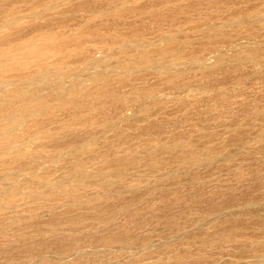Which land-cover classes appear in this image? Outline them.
Wrapping results in <instances>:
<instances>
[{
    "label": "rangeland",
    "instance_id": "rangeland-1",
    "mask_svg": "<svg viewBox=\"0 0 264 264\" xmlns=\"http://www.w3.org/2000/svg\"><path fill=\"white\" fill-rule=\"evenodd\" d=\"M197 2L204 0H0V83L3 85L0 84V264H215V251L224 244L231 245L234 251L250 245L227 233L232 227L228 218L223 219L221 231L214 227L217 224L210 222L221 210L215 206L216 201L199 202L181 216L163 218L155 216L153 208L141 205L154 197L175 201L185 194L172 199L165 192L145 191L141 189L142 177L137 176L133 179L104 176L103 181L91 184L71 176L74 174L72 165L80 167L81 161L83 165H98L116 160L120 153H126L123 166L125 163L132 165L139 155L125 150H131L139 142L157 145L160 140L147 135V130L175 122L176 116L181 115L182 109L177 107L193 95L187 93L193 87L187 81L179 86L188 98L180 99L183 96L174 94V99L164 103H168L167 108L154 102L140 118H133L135 113L129 111L130 120L124 119L116 125V116L126 105L163 91L157 86L146 89L140 85L135 89L133 85L122 86L114 81H103L96 86L86 80L95 70L110 64L100 59V53L111 50L113 54L123 41L152 36H158L159 40L168 34L182 35L188 27H200L195 21L181 23L182 8ZM201 6L215 14L214 18L224 19L230 13L253 18L264 8V0H217L201 3ZM257 22L264 28V22L259 20L251 27H259ZM240 36L234 39L237 42L245 40V35ZM250 37L247 35L246 40L259 39V36ZM234 39L232 44L236 43ZM129 54L120 59L128 68L136 61L134 53ZM163 63L157 66L164 67ZM82 80L85 82L80 87L78 82ZM199 90L194 96L202 97L204 93ZM167 91L175 92V89ZM229 103L238 107L244 102L240 98H230ZM209 120L214 118L209 117ZM186 123L189 122L185 121L182 126H187ZM107 128L110 133L117 134L113 141L106 140L102 134ZM163 130V137L168 136L167 129ZM91 139L93 144L86 145ZM80 147L85 148V153L78 158L79 162L72 164L74 157L81 153L74 148ZM63 150L71 156L66 155V161L59 163L58 157ZM238 187L240 190L248 188ZM9 192L14 196H9ZM227 195L225 198L229 197ZM138 198L142 199L140 203ZM233 206L226 203L222 210ZM49 210L53 211L47 215ZM39 213L43 215L41 219ZM198 233L204 235L202 247H213L214 252L199 254L194 250ZM171 236L175 238L170 240ZM124 247L134 250L133 254ZM256 255L264 256V253Z\"/></svg>",
    "mask_w": 264,
    "mask_h": 264
},
{
    "label": "bare ground",
    "instance_id": "bare-ground-1",
    "mask_svg": "<svg viewBox=\"0 0 264 264\" xmlns=\"http://www.w3.org/2000/svg\"><path fill=\"white\" fill-rule=\"evenodd\" d=\"M216 1L217 0H204V2H197V4L189 3L185 8H182L181 23L188 20L195 21L200 25V27H188L184 29L186 31L183 32L182 35L168 34V36L160 38L159 40L158 36H152L139 40H131V43L129 41H123L119 43L118 48L113 51V54L110 53L111 50H104V52L100 53V59L108 60L110 64L103 67L104 69L95 70V74L92 75L89 80H86L87 82L92 81L96 86L103 81H114L115 84H122V86L133 85L132 87H135V89L140 85L146 89L152 86L161 88L163 91L162 94L160 91L159 93L144 95L145 97L141 98L137 103L135 102L131 106L126 105L116 116L117 120L114 123L116 125L122 123L124 119L130 120L132 115L130 118L128 117L129 111H131L130 114H133V112L135 113L133 118H140L143 116L145 110L149 108L150 104L154 102H159L163 107L167 108L168 106L166 105L168 103H164L167 100L174 99V94L183 96L181 98L179 97L180 99L184 97L188 98V95L185 94L186 91L182 92L183 89L179 85L184 81L190 83L193 87H191L187 93H193V95L189 96L191 97L189 100L181 103V105L177 107L182 109V112L181 115L176 116V121H170V123H165L163 126L153 127L147 130V135L157 138L160 142L157 143V145L139 142L136 143L131 150H125L131 153L134 151L139 156H137L135 163H132V165L125 163L124 166L123 162L125 161L126 153H120L119 157H116V160H106L98 165L89 163L83 165L82 161H78V158L85 153L83 152L85 149L83 148L85 147L84 145L80 148H74V150H76L75 152L80 153L81 150V153L79 156L74 157L73 162L70 161L72 164L79 162L82 165L80 167L73 166L72 164L69 165L73 167L72 170L74 174L71 175L72 178L79 181L82 180L86 184L103 181L105 178L104 176L115 178L127 177L129 179H133L137 176L142 177L143 186L141 189L145 191L150 190L161 194L165 192L167 196H171L170 198L172 199L180 194H185L184 198L176 199L175 201H168L167 199L165 201L161 197H154L141 205L146 208H153L156 211L154 215L163 218L181 216L188 208H195L196 205H199V202L216 201L217 204L215 206L219 207L221 210L216 212L217 214L214 216V221L212 220L210 222L217 224L214 227L217 228V231H221V225L225 222L223 219L228 218L232 227L229 229L230 232L227 233L240 240L244 239L245 242L250 245L241 247L242 249H238L239 251H234L236 249H233L231 245L224 244V246L219 247L217 251H215L217 254V258L214 261L215 264H263L264 259L262 257L264 256L256 255V257L255 254L264 253V28L260 27L262 25L259 22H257L259 25H256L259 27L252 28L251 26L258 20L264 22V8L259 11L258 15H254L255 17L253 18L247 15L236 14L234 16L231 13L224 19L221 17L214 18L215 14L210 13L208 9L201 6V3H214ZM24 15L21 18H23ZM25 16L27 17V15ZM225 30L227 34L224 35ZM240 35H245V40L242 39V41L240 39L241 42H239L240 40L237 42L236 36L239 38ZM247 35H249V37L259 36V39L253 38L252 40H246L248 38H246ZM260 37L262 39H260ZM233 39L236 42H234L235 44H232ZM74 41L75 39H73V42ZM129 53H134L133 58L136 59V61L132 62L130 68L120 62V59L127 57ZM159 62H164V67L161 68L157 66ZM39 76L40 75H38V77ZM30 79H32V77ZM30 79L26 80L29 81ZM84 82L83 80L78 82L79 86L80 84H84ZM0 84L2 85V83ZM8 84L15 85L11 82H8ZM42 87L45 86L43 85ZM226 88L227 90L225 91ZM169 89H175V92L167 91ZM199 89L204 93L202 97L194 96V93L197 94L198 91L200 92ZM20 94L19 96H21ZM29 96H31V94ZM10 97L11 96H8L9 99ZM28 97L26 96V98ZM230 98H240L244 103L238 107H234V105L229 103ZM19 100L21 101V99ZM25 100L26 99H24V102ZM28 102L29 101H27V103ZM209 117H213L214 120L210 121ZM185 121L189 123H186L187 126L183 127L182 125L185 124ZM163 129H167L168 136L166 135L163 137ZM102 134H104L106 140L110 141H113L117 135L116 132L110 133V128H107ZM20 135L22 138V134ZM91 141L92 139L89 140V143H86V145L93 144V141L92 143ZM97 141H99V139H97ZM13 145L14 143L11 144V146ZM11 146L9 145V147ZM20 147H22V145ZM20 150L22 149L20 148L19 151ZM66 155L71 156L69 152H64L59 155V163L66 161ZM10 185L12 186V184ZM240 185L248 188L240 190V187H238ZM38 194L40 193L38 192ZM42 194H44L43 190ZM11 195L13 194L9 196ZM226 195L230 198H225ZM4 198L5 197H3V199ZM3 199L1 200L3 201ZM141 201L142 199H137L138 203ZM20 203L21 202H19L18 205H20ZM226 203L234 206L230 209L222 210ZM0 205L2 204L0 203ZM64 205L63 208H65ZM51 211L53 210L46 211V214L47 212L51 213ZM39 215L40 213L38 216ZM42 216H39V219H41ZM198 226L200 227V224ZM2 227L3 226H1V228ZM198 234L199 240H197L194 250L199 254L214 252L215 249L213 247H202L201 240L204 235ZM173 236H171L172 238H170V240L175 238ZM35 240L37 241V239ZM17 243L19 244V242ZM157 244H155V246ZM124 249L122 248V251ZM126 249L128 252L132 251L127 247ZM108 250L107 248V251ZM88 251L90 250L88 249ZM95 251L93 252L96 253ZM77 255L78 254L75 256ZM42 257L43 256L39 259ZM50 257L52 258V256ZM68 258H70V256ZM59 259H61V257ZM33 263H35V261Z\"/></svg>",
    "mask_w": 264,
    "mask_h": 264
}]
</instances>
